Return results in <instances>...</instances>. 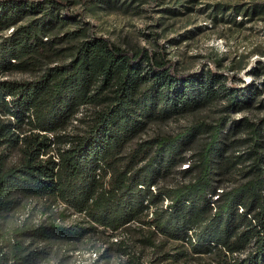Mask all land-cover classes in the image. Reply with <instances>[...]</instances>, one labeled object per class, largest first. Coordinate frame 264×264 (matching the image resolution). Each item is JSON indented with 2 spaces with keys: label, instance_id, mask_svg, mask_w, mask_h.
Here are the masks:
<instances>
[{
  "label": "trees",
  "instance_id": "obj_1",
  "mask_svg": "<svg viewBox=\"0 0 264 264\" xmlns=\"http://www.w3.org/2000/svg\"><path fill=\"white\" fill-rule=\"evenodd\" d=\"M255 9L252 16L256 14ZM57 10V3L50 0L38 4L0 0V32L18 26L22 19L42 17L17 27L0 42V73L34 71L51 61L58 53L54 44L58 41L47 38L73 20L71 14L67 20L59 18ZM77 53L72 63L50 69L39 81H0V110L18 123L14 126L12 121L5 123L0 119V137H3L0 142L18 143L13 138L14 129L26 123L30 112H34L36 128L54 133L66 127L82 106H105L104 111H97L86 136L75 137V141L57 137L60 143L75 142L73 147L60 152L59 163L53 157L39 161L41 155L49 152L51 143L49 137L38 135L26 139L29 151L22 165L6 169L0 161V264L20 263L19 258L8 255L1 246V221L14 210L15 196L59 199L93 224L112 231L132 224L151 207L158 209L160 205V211L155 212V227L172 240H185L184 235L193 229L194 242L192 237L187 241L194 254L221 250L235 253L240 247L253 245V253L243 264H264V154L260 151L264 147L261 140L264 131L261 126L254 128L249 151L233 154L229 152L234 143L226 142L230 132L224 133L222 120L209 134L203 133L201 122L195 123L190 133L170 139L158 137L155 143L145 147L140 158L149 156V152L154 155L150 157L152 166L140 177L133 174L127 178L117 173L112 189L107 190L101 189L98 175L103 166L120 157L125 145L150 122H164L215 101L227 102L225 109L228 110L248 109L261 91L256 86L228 89L220 83L217 73L178 76L150 51H129L104 37L93 36L82 42ZM109 90L113 96L105 95ZM8 96L10 103L6 101ZM237 124L236 131L244 125L241 121ZM194 137L202 138V147L196 151L191 147L185 149ZM137 151L133 149L129 156L134 165H138ZM183 165L187 167L182 169ZM239 166L247 167L241 171L242 178L246 175L253 178L240 179L235 182L238 187L228 190L225 180H231L233 173L242 169ZM169 175L178 177L177 184L181 186L175 189L176 185H163L162 179ZM153 186L156 190L151 192ZM166 199L170 202L164 205ZM77 228L80 231L53 225L27 227L21 234L29 236L34 243L43 238L75 239L81 233L96 230Z\"/></svg>",
  "mask_w": 264,
  "mask_h": 264
},
{
  "label": "rangeland",
  "instance_id": "obj_2",
  "mask_svg": "<svg viewBox=\"0 0 264 264\" xmlns=\"http://www.w3.org/2000/svg\"><path fill=\"white\" fill-rule=\"evenodd\" d=\"M22 1L38 4L48 0ZM50 1L59 6V11H55L59 18L67 20L68 15L73 16L72 21H67L69 24L62 25L47 38L57 39L58 42L54 44L58 53L38 70L0 73V81H39L50 69L72 63L78 55L81 43L95 36L107 38L129 51H150L158 61L178 76L217 73L221 78L220 83L228 89L256 86L261 91L248 109L228 110L225 109L227 102L215 101L194 112L175 116L164 122H150L143 132L125 145L118 159L103 166L98 172L101 189H112L119 174L127 178L133 174L140 177L152 166L150 157L154 155L149 152V156L147 154L140 158L145 147L155 143L158 137L170 139L190 133L199 122L203 125V130H206L203 133L209 134L222 120L224 133L230 132L229 141H225L234 143L229 152L233 154L249 151L255 126H261L264 131V0ZM254 8L256 14L252 16ZM41 18L36 16L22 19L18 26L0 32V42L11 36L17 27L26 26L31 19L38 21ZM146 89L145 87L144 90ZM105 95L110 97L114 94L109 90ZM6 101L10 103L11 97H6ZM104 109L105 106L84 105L66 127L54 133L36 128L34 112H30L27 121L32 122L26 121L22 127L14 129L13 138L19 142H0V161L4 162L6 169L22 165L29 151L26 139L38 135L40 138L49 137L51 143L49 152L41 155L39 161L44 162L53 157L59 163L60 152L73 147L75 142L60 143L57 137L64 136L65 139L62 137V140L75 141V137L86 136L97 111L102 112ZM0 119L5 123L12 121L14 126L18 124L13 117L6 116L1 110ZM240 121L244 125L247 122L250 124L243 125L236 131ZM261 140L264 142V137ZM202 141V138H190L184 148L198 150L202 147ZM133 149L138 150L135 154L138 165L130 163L129 156ZM260 151L264 154V147ZM148 163L150 164L147 165ZM186 167L183 165L182 169ZM242 167L239 166V169ZM246 169L247 167L235 171L231 180H225L228 190L238 187L235 182L249 176H241ZM172 175L161 182L166 186L176 185L173 186L176 189L181 186L177 184L180 179L176 174L175 177ZM140 188L144 186L141 185ZM155 190L154 186L151 187V192ZM14 198V210L7 213L1 221V246L8 255L19 258V264H243L244 259L254 251L253 245H249L240 247L235 253L221 250L196 255L187 241L188 237H192L194 242L193 229L184 235L185 240H172L155 227V212L160 211V205L158 209L151 207L132 224L112 231L93 224L89 218L75 213L59 199ZM169 202L166 199L163 204ZM52 225L76 232L80 231L77 226L94 227L96 230L87 234L81 233L75 239L43 238L34 243L29 236L21 234L27 227ZM34 249L37 251L33 252Z\"/></svg>",
  "mask_w": 264,
  "mask_h": 264
}]
</instances>
